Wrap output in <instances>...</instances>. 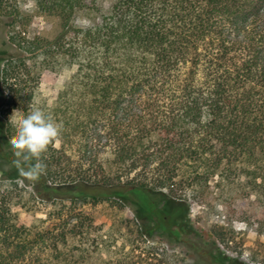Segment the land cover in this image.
Returning a JSON list of instances; mask_svg holds the SVG:
<instances>
[{
  "label": "trees",
  "instance_id": "1",
  "mask_svg": "<svg viewBox=\"0 0 264 264\" xmlns=\"http://www.w3.org/2000/svg\"><path fill=\"white\" fill-rule=\"evenodd\" d=\"M34 2L60 31L52 42L9 37L16 50L0 73L1 115L33 108L39 74L28 63L37 56L48 67L59 52L77 70L51 113L60 147L41 155L38 179L14 163L6 181L23 180L47 202L123 209L139 196L182 201L172 196L180 188L206 197L217 178L264 201V0H113L91 27L73 16L96 12L97 0ZM12 198L0 189V264H75L76 251L104 243L82 213L28 228Z\"/></svg>",
  "mask_w": 264,
  "mask_h": 264
},
{
  "label": "rangeland",
  "instance_id": "2",
  "mask_svg": "<svg viewBox=\"0 0 264 264\" xmlns=\"http://www.w3.org/2000/svg\"><path fill=\"white\" fill-rule=\"evenodd\" d=\"M112 5L113 0H97L96 12L78 10L73 23L91 27L110 13ZM59 31L58 18L38 12L34 0H0V73L16 50L9 43L12 34L52 42ZM69 37L72 39V35ZM28 65L39 74L33 107L51 115L77 66L59 52L51 60V66L46 67L41 55ZM15 113L10 114L7 122L0 113V189L12 192L11 210L28 228L41 231L58 225L59 221L71 222L77 213L93 218L106 238L103 236L102 243L96 237V247L76 251L75 264H264V201L245 194L242 185L226 186L216 178L204 189L206 197L198 189L180 188L172 196L182 201L139 196L122 209L110 202L93 205L47 202L37 197L23 180L6 181L1 172H7L15 161L21 160L11 146L20 111L12 119ZM54 146L58 148L60 143L54 142ZM242 182L240 179L239 183Z\"/></svg>",
  "mask_w": 264,
  "mask_h": 264
},
{
  "label": "clouds",
  "instance_id": "3",
  "mask_svg": "<svg viewBox=\"0 0 264 264\" xmlns=\"http://www.w3.org/2000/svg\"><path fill=\"white\" fill-rule=\"evenodd\" d=\"M16 113L12 119L16 118ZM60 136L61 125L42 109L33 107L27 115L20 111L11 146L14 155L26 162L15 161L21 174L33 180L38 179L45 170V165L40 162L41 155L47 151L50 144L59 142Z\"/></svg>",
  "mask_w": 264,
  "mask_h": 264
}]
</instances>
